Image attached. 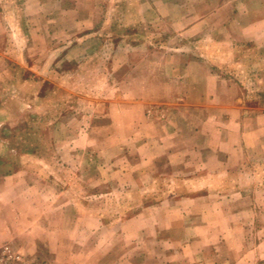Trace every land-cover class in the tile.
<instances>
[{
  "label": "rangeland",
  "instance_id": "obj_1",
  "mask_svg": "<svg viewBox=\"0 0 264 264\" xmlns=\"http://www.w3.org/2000/svg\"><path fill=\"white\" fill-rule=\"evenodd\" d=\"M1 44L0 178L37 209H0V264H264L227 123L264 105V0H0Z\"/></svg>",
  "mask_w": 264,
  "mask_h": 264
},
{
  "label": "crops",
  "instance_id": "obj_2",
  "mask_svg": "<svg viewBox=\"0 0 264 264\" xmlns=\"http://www.w3.org/2000/svg\"><path fill=\"white\" fill-rule=\"evenodd\" d=\"M3 44L0 45V69L3 64V61L8 57L2 51H4ZM262 90L264 91V81L262 83ZM1 96V94H0ZM3 96V95H2ZM10 107V106H9ZM8 106H0V120L1 123L6 122V118L13 116L12 113H8V109H10ZM248 113V114H246ZM227 123L228 125H232V131L235 135H239L240 139L236 142L230 145L229 154L237 150L238 148H244L246 151H251L252 154H254V150L259 149L260 151L263 150L264 147V134H262V131H264V105H259L256 107V110L254 111H247L244 106L240 105H233L232 109L230 108V112L228 113L227 117ZM251 136L254 138V140L251 139ZM251 154V153H250ZM261 154V153H260ZM262 155V154H261ZM260 155V158H261ZM262 157H264L262 155ZM230 159H233L229 157ZM11 159H8L6 156H3L2 162H11ZM14 185L12 188L10 187V183ZM0 182L8 186L10 188L9 190H12V193L17 195H23L22 201H16L11 200V198L5 199L3 202H0V209L6 210L7 215L11 212H13L12 218L19 217L23 219L27 218V215L24 213L21 215V212L17 214L16 211H26V210H32L37 209V204L33 203L31 199H27V195L24 189L21 188L20 184L16 182V177H12L11 175L8 176H1ZM32 188L31 187V191ZM11 193V191H10ZM29 194L37 195V191L34 189L33 192H29ZM40 194V193H39ZM16 214V215H15ZM7 217V216H6ZM8 220V219H7ZM8 224H11L9 221Z\"/></svg>",
  "mask_w": 264,
  "mask_h": 264
}]
</instances>
